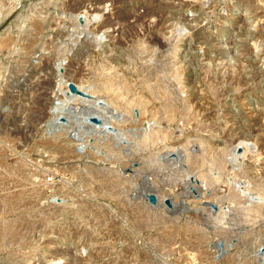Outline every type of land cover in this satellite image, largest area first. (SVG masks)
Masks as SVG:
<instances>
[{"label":"rangeland","instance_id":"1","mask_svg":"<svg viewBox=\"0 0 264 264\" xmlns=\"http://www.w3.org/2000/svg\"><path fill=\"white\" fill-rule=\"evenodd\" d=\"M0 264H264V0H0Z\"/></svg>","mask_w":264,"mask_h":264},{"label":"water","instance_id":"2","mask_svg":"<svg viewBox=\"0 0 264 264\" xmlns=\"http://www.w3.org/2000/svg\"><path fill=\"white\" fill-rule=\"evenodd\" d=\"M59 69H62V68L60 67ZM67 84H68V89L66 90L67 94H69L70 92H72V93H80V94L84 93L80 88L77 87V85L73 81L68 80ZM86 116H87V120H86L87 122H89V123H91L93 125L94 124L95 125H99V126L103 125V122H102L100 116H98L97 114L91 112V113H87ZM59 119L60 120H65L64 116L61 115V114L58 115V120ZM104 128L108 129V130H112L111 126H109L108 124H105V123L103 125V129ZM78 148H81V146H78ZM241 148H242L241 145H237V149H241ZM148 196H149V198L151 200H153V201L155 200L154 194L151 193V194H148Z\"/></svg>","mask_w":264,"mask_h":264},{"label":"bare ground","instance_id":"3","mask_svg":"<svg viewBox=\"0 0 264 264\" xmlns=\"http://www.w3.org/2000/svg\"><path fill=\"white\" fill-rule=\"evenodd\" d=\"M97 39H98V38H97ZM100 39H101V38H100ZM66 94H67V92H66ZM70 94H76V93H72V92H71V93H69L68 95L71 96ZM56 104H58V101L55 102V106H56ZM55 106H54V108H53V112H54V110H55ZM100 118H101V117H100ZM84 120L86 121V120H87V117H86ZM101 120H102V119H101ZM102 122H103V125H104L105 122H104L103 120H102ZM88 123H89V122H88ZM90 124H91V123H90ZM103 125H102V126H99V125H95V124L93 125V124H91V126H93V127H94V126H95V127H99L100 129L104 130L105 128L103 129ZM109 126H111V125H109ZM111 128H112V130H114V128H113L112 126H111ZM95 130H96V129H95ZM105 130H108V129H105ZM112 130H110V131H112Z\"/></svg>","mask_w":264,"mask_h":264}]
</instances>
